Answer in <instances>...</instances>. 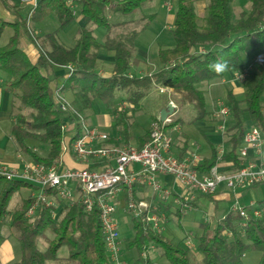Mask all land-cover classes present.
I'll return each instance as SVG.
<instances>
[{
	"label": "trees",
	"instance_id": "trees-1",
	"mask_svg": "<svg viewBox=\"0 0 264 264\" xmlns=\"http://www.w3.org/2000/svg\"><path fill=\"white\" fill-rule=\"evenodd\" d=\"M175 1L176 10L170 31L174 47L158 49L160 68L142 76L130 75V63L135 42L148 23L140 30L132 29L112 36L114 28L126 27L127 23L111 24L107 11L130 14L141 8L146 0H37L21 20L9 21L0 17V37L6 28L13 30L7 44L0 47V71L9 77L5 91L32 112L30 120L19 115L11 123L9 137L15 150L34 163H61L63 144L67 143L70 149L83 136L85 126L79 115L93 109L94 102H100L113 118L115 134L110 137L108 144L127 145L134 138L131 132L133 114L139 111L141 100L155 88L171 89L179 95L180 106H191L194 115L189 124L206 120L209 115L206 99L198 85L222 79L227 72L241 74L245 57L264 53V0H248L250 9L241 13L238 20H234L233 5L236 0H206V12L202 19L198 17L192 0ZM0 2L8 9L5 0ZM72 6L79 7V14L89 22L105 29L103 42H98L91 31L83 27L77 30L73 46L65 47L58 42L59 32L74 21ZM51 14H55L58 19V29L43 36L47 40L48 50L37 49V57L31 60L21 48L19 31L22 30L37 48L36 39L28 26L41 23ZM152 19L153 16L148 17V21ZM101 48L112 52L114 57L112 70L107 76H100L96 72L97 55ZM218 61H226L229 70L222 74L215 73L210 66ZM68 64L75 67L71 73L66 71L65 79L57 91L72 93L79 107L76 112L64 115L56 107L50 73L54 67L64 68ZM243 88L242 100H238L231 90L226 92L225 105L230 111L231 120L224 142L226 152L218 160V151L211 145L210 156L196 167L199 174H207L217 163H230L235 169L241 165L239 150L246 131L242 120L244 114L248 115L252 126L264 133V66L254 67L248 72ZM118 94L123 95L127 104L121 111L113 106ZM64 118H69L73 124L71 130L64 128ZM180 122L176 120L168 128ZM148 136L149 132L139 137L138 146ZM27 140L46 146V156L37 155L28 146ZM185 151L175 154L176 157L183 158ZM258 185L260 183L252 187ZM21 188L36 190L35 186L25 181L0 179V245L5 240L1 229L9 203ZM142 188L133 186L134 198ZM31 205V197L25 198L10 214L9 226L20 245L21 254L20 259L11 264L58 261L57 253L62 247L67 248L65 260L71 264H112L106 253L97 209L86 212L79 202L72 206L63 204V216L56 220L51 214L54 208L42 206L30 222L25 218V213ZM236 221L237 217L228 213L224 220L216 221L213 226L208 222L200 224V234L195 237V243L201 259L195 264H245V257L252 253L257 256L255 264H264V219L250 221L243 236L238 235ZM180 222L179 215V226ZM131 223L134 237L128 240L126 247L136 251L139 264H155L149 254L142 256L150 246H154L169 264H192L191 250L172 243L134 218ZM228 230L233 231L231 239L224 236ZM48 234L53 235V239H48ZM40 239L47 242L44 251L38 249Z\"/></svg>",
	"mask_w": 264,
	"mask_h": 264
},
{
	"label": "built area",
	"instance_id": "built-area-1",
	"mask_svg": "<svg viewBox=\"0 0 264 264\" xmlns=\"http://www.w3.org/2000/svg\"><path fill=\"white\" fill-rule=\"evenodd\" d=\"M257 66H264V53L256 54L253 65L244 67L242 73L236 75V80L243 82L248 72ZM74 67L73 64H68L64 68L71 73ZM159 90L164 92L171 89ZM170 104L173 110L176 109L172 102ZM56 107L64 115L69 113L68 106L64 103L60 102ZM123 107L125 109L126 104ZM173 115L167 116L164 121L158 117L151 124L148 139L141 146L131 143L108 144L107 134L97 128L85 127L83 136L70 149L67 143L63 144V152H72L78 161L83 162L82 168L70 169L64 168L60 163L45 165L26 161L13 168L0 165V179L25 181L36 187L31 195L32 205L25 213V218L30 221L42 206L53 207L51 214L55 218L59 209H62L58 201L67 206L79 202L86 212L97 209L107 256L112 264H123L119 260L121 241L116 218L120 194L125 201L123 210L131 218L161 234L168 222V215L162 209L170 201L180 214L186 215L195 209L197 197L214 195L221 185L234 193L256 183H264V137L258 128L252 125L246 127L239 150L241 165L237 169L233 164L232 169H221L220 163H217L207 174H199L196 167L202 162V158L198 154L191 153L179 159L173 153L169 133L171 128H168ZM215 116L226 120L230 118V111L226 105L221 104L215 111ZM223 129V126L219 127L220 132ZM250 151L254 159H249ZM223 154L224 150L219 149L218 160ZM162 176L172 177L181 192L173 195L172 190L162 183ZM134 185L148 188L156 203L152 205L136 201L132 192ZM229 213L237 217V232L243 236L250 221L264 219V201L258 203L251 200L248 206H242L239 199L235 198ZM225 218L223 216L220 220ZM208 221L209 219L206 222ZM224 236L231 239L233 231H226ZM186 247L192 252L195 249L190 242H187ZM155 251V247L150 246L142 256L146 257Z\"/></svg>",
	"mask_w": 264,
	"mask_h": 264
},
{
	"label": "rangeland",
	"instance_id": "rangeland-1",
	"mask_svg": "<svg viewBox=\"0 0 264 264\" xmlns=\"http://www.w3.org/2000/svg\"><path fill=\"white\" fill-rule=\"evenodd\" d=\"M6 3L8 2L7 6L8 9L10 11L11 14H17L20 18H24L28 12L29 9H25L28 8L25 3L26 0H20V1H25L22 2L20 5L18 4L19 1L17 2L18 5H20V7L15 6L10 0H5ZM30 1V0H28ZM193 4L195 6V11L198 15V17L200 19H202L205 16V12H206V0H192ZM34 2V1H33ZM25 7V8H24ZM74 6H72V10H73V15H74V19L77 15L81 16L78 12H75L76 10H79V7L76 6V10L75 8H73ZM234 20H238L241 13L243 12H248L250 9V4L248 2V0H236L234 2ZM176 10V1L175 0H146V2L142 5L141 8L136 9L135 11H133L130 14H123L121 12H113L112 10L107 11V17L108 20L111 24H118V23H124L126 22L127 25L126 27H122L119 29H113L112 30V36L119 34L120 32H124V31H128V30H132V29H136V30H140L142 28V26L147 22L148 26L146 28V30L139 35V37L137 38L136 42H135V49L133 51V59L136 61L137 64V68L142 69L143 71L140 72L139 74L137 73H132L130 75H149L155 71H157L160 68V65L158 63L157 60V51L158 49H170L174 47V41L171 35V29L173 27V20H174V13ZM28 11V12H27ZM149 16H153V19L151 21H148V17ZM0 17L7 20L8 18L5 16V14L2 12V10L0 9ZM82 20L84 21V23L80 22H74L73 24H70L66 29L62 30L59 32V34L57 35V40L60 44L64 45L65 47H67L66 45H69L71 42L70 39V35L71 33H74L77 29L79 28H86L89 31H91V33L93 34V36L95 37V39L98 42H103L104 40V36H105V29L104 28H100L97 27L96 25L92 24L91 22L88 21L87 18L85 17H81ZM79 20H81L79 18ZM59 23H58V19L56 17L55 14H51L49 15L44 21H42L41 23L38 24H30L28 26V29L32 32L33 36L35 37L36 41V45H37V49H41L43 51L48 50V43L47 40L43 39V36L49 33L54 32L55 30L58 29ZM77 29V30H78ZM22 31V30H21ZM65 32L70 33L69 37H66ZM35 33V34H34ZM38 34V35H37ZM13 35V31L10 28H6L4 30V32L2 33L1 37H0V47H3L4 45L7 44L9 37H11ZM75 37V36H74ZM77 39V34L75 37V40L73 42V44L71 46H73L75 44V41ZM64 43V44H63ZM200 50V49H199ZM205 51V49H204ZM99 52V51H98ZM199 52V51H197ZM143 53V54H142ZM109 54L112 55L111 52H109ZM256 54H250L247 57H245V64L244 67H249L253 65V59L254 56ZM144 59H142V58ZM56 70H58V68L61 67H54ZM65 70V68H63ZM97 69V68H96ZM254 69V68H253ZM112 70L111 65L109 67H104L103 70L101 69V71L103 72V74H107L108 75V71L109 74ZM66 71V70H65ZM98 71V69L96 70V72ZM141 70H136V72H139ZM51 77H52V88L55 91V99H56V105L58 103H64L68 106V110L69 112H76L79 104L77 103V101L75 100V97L73 96L72 93L70 92H58L57 88L58 86H60V80H58V78H56L53 74V72L50 73ZM3 76H8L5 73H2ZM66 75V73H65ZM107 75H103V76H107ZM236 75L234 73H231V76L233 77V79L236 80ZM102 76V75H100ZM9 78V77H8ZM238 85L241 87V92L239 94H237V99L238 100H242L243 99V95H244V88H243V82L241 81H237ZM56 83V84H55ZM213 83L217 84L215 87V94H217V98L215 99V101H213L212 106H213V115L215 114V110L216 107H218L219 105H224L225 104V96H226V92L227 90H231V86L230 84L226 81L225 83L221 84V79H216L213 81ZM199 89H202V91L207 90L210 87V82L209 83H200L198 85ZM172 91V90H171ZM203 91V92H204ZM147 99H145V101L143 102V106L141 107V102H140V109L139 111H137L135 114H133L132 120L135 119L137 117L138 123L135 124L134 128H133V134L139 135L142 132V129H144L147 124H148V117L154 107V105H156V101L157 103H160L161 105L165 106L166 104H170V102H172V104L174 106H176V109H174L173 111L178 112V114L172 118V122H175L176 120H180L182 121L183 119H186V123L190 122L189 120V116L188 114V110L189 107H187V105L184 106H180L179 103V95L174 93L173 91L170 93L169 98L167 96V92H160L159 90H157V88L152 89L148 95L146 96ZM145 98V97H144ZM143 98V99H144ZM264 98V95H263ZM142 99V100H143ZM141 100V101H142ZM124 104H126L123 95L118 94L117 98L115 99V101L113 102V106L114 108H116L117 111H121L124 110ZM96 106H100L102 108V110H105V115H107V117H109L110 119V123L112 125L108 126V127H103V128H97L99 131L107 133V134H113L115 132V128L113 126V118L111 117V115H109L107 113V110L105 109V107L100 103V102H96ZM127 107V104H126ZM96 107H94L95 109ZM91 109L90 111L85 112L83 115H79V118L81 120H83V125L86 128H96L97 124H95L96 122L94 121V118L92 116L93 112ZM10 115L13 119L12 122H15V117L19 116V115H23L27 120H30V115H31V109L28 108H24L20 101L12 98L10 96ZM262 111L264 114V103L262 102ZM104 112V111H103ZM210 115V114H209ZM208 117L209 118H214L212 115H210ZM179 117V119H178ZM208 117H206V119H208ZM191 118V117H190ZM248 116L245 115L243 117V119H247ZM157 120V118H156ZM154 118L151 121L152 123L154 122ZM215 122L217 124V127L223 126V132L218 133L221 137H222V142L224 143L226 140V131L227 129L230 128L231 126V120L230 119H226V120H222V119H215ZM151 123V124H152ZM182 124V131L183 132H187V134L191 137L192 141H202L201 140V136H200V131H199V125H189V124ZM64 124H65V129L66 130H71L73 128V124L71 123V121L69 120V118H64ZM9 122H5V124L3 125L5 131L7 132L9 129ZM151 126V125H150ZM101 129V130H100ZM150 129V128H149ZM263 137H264V133H263ZM110 139V137H109ZM212 139H214L212 137ZM7 143V148L9 150H14L11 151V155H13V158H15V153H17L19 156H21V158L18 159V161L16 159H14V162H17V167H19L20 165H22L24 162L26 161H31L29 159V157L17 152L15 150V146L12 142V140L9 137L5 136V139L2 138L0 141V146H2L3 144ZM27 144L28 146L39 156L44 157L47 154V148L46 146L41 145L38 142H35L33 140H27ZM121 145V144H120ZM136 145V144H134ZM224 153L226 152V148L227 146L224 147ZM220 149H223V147H220ZM15 152V153H14ZM177 150H175V154ZM3 166V165H2ZM33 193V190H31ZM31 193V194H32ZM30 195V189L28 188H21L20 190H18L11 198V201L9 203L8 206V213L6 214L5 217V222L4 225L2 226L1 232L3 237L5 238V245H9L11 247V250L9 249V251L11 252V254H13V259L8 263L11 264L13 262H16L20 259V245L17 242V240L15 239V237L13 236V230L10 228L9 226V217L10 214L21 204L22 200L28 197ZM119 201L121 202V204L123 203L124 206V198L122 196V194L119 195ZM248 202L249 199L245 198V199H241L239 201V204L242 206H248ZM58 205L61 207L62 204L60 202H57ZM221 212V216H225L228 214L227 210H220ZM124 213L120 212V217L117 215L116 218L120 219V227H119V232H120V241H121V250H120V257L119 260L123 263V264H136L137 261V254L135 250H129L126 247V244L128 242V240H131L134 237V231L132 229V223H131V217L127 216V226H124L121 222V220L123 219ZM168 217H171L170 213H167ZM63 216V209H59L58 211V215L55 217L56 220L61 219V217ZM174 218H171L170 220H168V222L164 225V229L161 232V234L168 240H170L172 243L174 244H178L179 246L183 247V248H187L186 244L187 242H190L191 244H193L195 246V249L193 251V256H192V264H195L197 262H199V260L201 259V256L199 255V253H197L196 251V243H195V237L196 235L200 234V227L196 224H194V222H198V221H207L208 220V216L206 215V213H203L201 211H198L196 213H190L187 218L183 221H181V226L178 225V223L176 222L177 220L175 219V216H172ZM178 219V217H177ZM212 220V219H211ZM30 221V220H28ZM118 221V219H117ZM31 222V221H30ZM204 222V223H205ZM208 223L210 225H214V221L212 220V222L208 221ZM182 229L183 231H185L186 234L188 233H192L193 234H189L188 236H185L182 234ZM238 229V228H237ZM196 233V234H194ZM179 237L182 238V241H177L175 238ZM238 235L240 236V234L238 233ZM48 239H53V235L48 234L47 235ZM184 237V238H183ZM47 247V242L46 240H38V249L40 251H44L45 248ZM123 248V251H122ZM122 251V254H121ZM158 253V257L155 258L152 255V259L155 262V264H169L164 258H162L160 256V253L158 250H156ZM129 255V259L130 261L126 262L127 258L126 256ZM124 254V256H122ZM256 254V253H255ZM68 255V250L66 247H62L60 248V250L57 253V257L59 258L58 261H49L47 264H71L70 262L66 261L65 258ZM256 261L254 260H250L249 258H246L245 264H255ZM1 264V263H0Z\"/></svg>",
	"mask_w": 264,
	"mask_h": 264
},
{
	"label": "crops",
	"instance_id": "crops-1",
	"mask_svg": "<svg viewBox=\"0 0 264 264\" xmlns=\"http://www.w3.org/2000/svg\"><path fill=\"white\" fill-rule=\"evenodd\" d=\"M10 1L17 7L18 6L20 7V5H23L21 3L25 2V1H20V0H10ZM18 1H19L18 4H20V5L17 4ZM33 1L34 0H30V1L26 0L25 5L28 8H25V7L24 8L25 9H29V8L31 9V7L34 5V2H36L37 0H35L34 2ZM8 2H7V4H8ZM73 8H75V10H76V6H74ZM0 9L5 14V16L8 18L7 20H9V21H15V20L17 21V20L23 19L22 17L21 18L19 17L20 15L18 16L17 14H11L10 11L8 9H6L1 2H0ZM75 12L79 13V10H76ZM81 17L82 16L77 15L71 24H73L75 21L76 22L81 21L82 23H84V21L82 20ZM79 18L81 20H79ZM77 29H78V26H77ZM77 29L74 33H71V35H70V33L65 32L67 38L69 37V35L71 36L70 37L71 42L69 45H66L67 47H71V45L73 44L75 37H76V34H77ZM19 32H20L19 36H20L21 48L25 51V53L28 55V57L31 60H34L37 57V48L29 42V40L27 39V37L25 36L23 31L20 30ZM113 62H114L113 54L111 55V54H109V51L101 48L98 52V55H97V69H98L97 73L99 75H102V76L107 75V74H103L101 69L103 70L104 67H109L110 65L112 67ZM130 69H131L130 74H132V73L139 74L140 72L143 71L142 69L137 68L136 61L133 59V57H132V60L130 63ZM137 69L141 70V71L136 72ZM52 72H53L54 76L56 78H58V80H60L59 85L61 86L62 82L65 79L66 71L63 68H58V70L53 68ZM108 74H109V71H108ZM8 79H9L8 76H3L2 72L0 71V141L2 138L5 139V136L8 137L11 123H13L12 122L13 119H12V117L10 115V111H9L10 95L5 91V84L8 81ZM226 81L230 84V86L232 88L231 91L233 92V94L237 98V94H239L241 92V87L238 85L237 80L233 79L230 72L225 73L224 77L221 79V84L225 83ZM216 85L217 84L213 83V81H212V82H210L211 88H208L205 91L203 90L204 95H205V99H206V110L214 118L208 117V119H206V120L197 121L193 124L186 123L185 122L186 119H183V118H182L181 122H180V120H178L180 123H178L177 125L174 126L175 129H173V127H172L169 131V133L172 137L173 153L175 152V150H177L176 153L179 154L182 150L186 149V151L184 152V157L188 156L191 153H196L203 160L204 158H208L210 156L211 145L215 146L217 151L220 149V147H223V150L225 149L224 148L225 145L222 142V137L218 134L221 132L219 131V127H217V124L215 122V119L218 120L219 118L217 116H215V114L213 115V113H212V111L214 110L213 106H212V104H213L212 102L215 101V99L217 98V94H215V87H214ZM60 86H58V88ZM159 89L160 88H157V90H159ZM164 92H167V96L169 98V95L172 91L166 90ZM145 99H147V97H145L141 101V107L143 106V102L145 101ZM262 102L264 103V98L262 99ZM94 107H96V108L94 109ZM166 107H167V104L165 106H163L160 103H157V101H156V105H154V107H153V109H152V111L148 117V124L144 129H142V132L139 135L135 136L133 134V128H134L135 124L138 123L137 117L132 120L131 132H132V135L134 138L130 142L131 144L139 145V139L138 138L144 136L146 133L149 132V128H150V125L152 123L151 121L153 120V118H158L160 111L162 109H165ZM187 107H189V109H190V110H188V113H190L188 115H190L189 120H191L193 118L194 112H193L190 105H187ZM93 109L94 110H92V111H94V112H93L92 116L94 118V121L96 122L95 124H97L96 128H103V127H108V126L112 125L110 123L111 121H110L109 117H107V115H105V110H102V108L100 106H96V102L93 103ZM217 109H218V107H216V110ZM173 114L176 116L178 114L177 110L174 111ZM174 115H173V117H174ZM245 115H247V114H244L242 116V120H243L245 127H248L251 125V122L249 121V117L247 119H243V117ZM178 119H179V117H178ZM5 122L10 123L9 129L7 132L5 131V129L3 127ZM184 123L189 124V125H197V124L199 125V131H200V136H201V140H202L201 142L200 141H192L191 137L187 134V132L182 131V127H183L182 124H184ZM102 133H104V132H102ZM105 134H107V133H105ZM114 134H115V132L113 134H107V135L109 137H112ZM212 137L214 139H212ZM117 141L121 142L120 139H118ZM6 146H7V143L0 146V165L6 166L9 168L17 167L18 164H17V162H14V159H16L18 161L19 157L21 158V156H19L17 153L14 152L15 158H13V155H11V151H13L14 148H13V150H9ZM263 154H264V147H263ZM249 159H254L251 151L249 152ZM60 164L64 168H70V169L82 168L84 166L83 162L78 161L73 156L72 152H70V151L65 152L63 154ZM220 168L226 170V169H232L233 166L230 163H226V164L220 163ZM161 181L166 187H168L169 189L172 190L173 195H175V193L181 192V188L177 185V183L175 182V180L172 177L162 176ZM31 193H32V191L30 190L29 196L32 195ZM152 197L153 196L150 193L149 189L146 187H143L140 191L137 192L135 200L136 201H145V202L153 205L156 203V201H155L154 197L153 198ZM235 198H238L239 201L241 199H245V198L249 199V201H251V200L264 201V183L260 184L258 186H255V187H250L248 189L239 190V191H236L234 193L231 192L229 189H227L224 185H221L214 195H211L209 197H207V196L197 197V199L195 201V209L186 215L180 214L177 207L173 204L172 201L168 202V204H166L163 207V209L167 210L166 213L169 212L171 215V217H168V220H170L171 218H174L172 216L179 217V215H180L181 221H183L187 218V216L190 213H196L198 211H201L203 213H206V215L209 217L208 219L210 222H212V220H213L215 223L216 221L220 220V218L222 217L220 210H227L229 213L230 208H231ZM123 208H124L123 203L121 204V202L119 201V198H118L116 216L118 215L120 217V212H123L124 215L122 216L123 219L121 220V222L124 226H127L128 222H127L126 218L129 215L123 210ZM177 217L175 219L177 220L176 222L178 223ZM117 219H118V223H119L120 219L119 218H117ZM204 222L201 220L198 222H194V224L197 223V225L200 226V224H202ZM119 227H120V224H119ZM182 232H183L182 234L184 235V237L188 236L189 234H193V232L186 234L185 231H183V229H182ZM194 234H196V233H194ZM175 237H176V235H175ZM175 239L177 241H182V238H179V237H176ZM4 242L0 245V263L1 264H8L13 259L14 256L9 251V249L11 250V247L9 245L4 246L5 245ZM122 251H123V248H122ZM122 251H121V254H122ZM127 255L128 256H126V258H127L126 262L130 261V259H129L130 254L127 253ZM152 255L155 258H157L158 257L157 251L149 253V256L151 258H153ZM122 256H124V254ZM245 258H247V259L249 258L250 260H254V261L257 260V256L255 253H252V254L246 256ZM136 264H139V262H136Z\"/></svg>",
	"mask_w": 264,
	"mask_h": 264
},
{
	"label": "clouds",
	"instance_id": "clouds-1",
	"mask_svg": "<svg viewBox=\"0 0 264 264\" xmlns=\"http://www.w3.org/2000/svg\"><path fill=\"white\" fill-rule=\"evenodd\" d=\"M210 67L217 74H222L223 72L229 70V66H228V63L226 61L215 62Z\"/></svg>",
	"mask_w": 264,
	"mask_h": 264
},
{
	"label": "water",
	"instance_id": "water-1",
	"mask_svg": "<svg viewBox=\"0 0 264 264\" xmlns=\"http://www.w3.org/2000/svg\"><path fill=\"white\" fill-rule=\"evenodd\" d=\"M173 113V107L171 104H168L165 109H162L159 113V119L161 121H164L167 116L171 115Z\"/></svg>",
	"mask_w": 264,
	"mask_h": 264
}]
</instances>
